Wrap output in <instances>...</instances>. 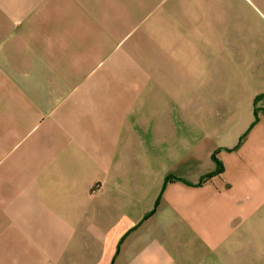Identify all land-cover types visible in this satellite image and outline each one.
Instances as JSON below:
<instances>
[{
    "label": "crops",
    "instance_id": "1",
    "mask_svg": "<svg viewBox=\"0 0 264 264\" xmlns=\"http://www.w3.org/2000/svg\"><path fill=\"white\" fill-rule=\"evenodd\" d=\"M0 264H264V0H0Z\"/></svg>",
    "mask_w": 264,
    "mask_h": 264
},
{
    "label": "trees",
    "instance_id": "2",
    "mask_svg": "<svg viewBox=\"0 0 264 264\" xmlns=\"http://www.w3.org/2000/svg\"><path fill=\"white\" fill-rule=\"evenodd\" d=\"M219 165H220V163H219Z\"/></svg>",
    "mask_w": 264,
    "mask_h": 264
}]
</instances>
